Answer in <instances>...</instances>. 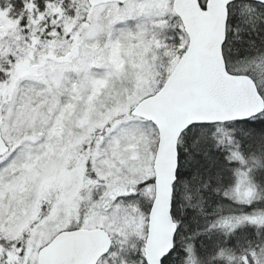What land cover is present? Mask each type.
<instances>
[{
	"label": "snow or ice",
	"instance_id": "6c2138e0",
	"mask_svg": "<svg viewBox=\"0 0 264 264\" xmlns=\"http://www.w3.org/2000/svg\"><path fill=\"white\" fill-rule=\"evenodd\" d=\"M0 264H264V0H0Z\"/></svg>",
	"mask_w": 264,
	"mask_h": 264
}]
</instances>
